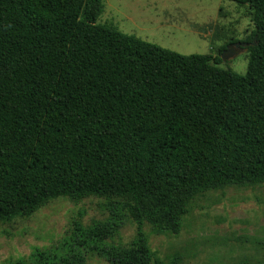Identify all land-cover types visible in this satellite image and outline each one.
Instances as JSON below:
<instances>
[{"label":"trees","instance_id":"trees-1","mask_svg":"<svg viewBox=\"0 0 264 264\" xmlns=\"http://www.w3.org/2000/svg\"><path fill=\"white\" fill-rule=\"evenodd\" d=\"M232 1L255 26L245 74L98 23L103 0H0V222L61 196L122 197L137 233L106 258L154 264L146 220L179 233L185 195L264 183V0ZM83 263L35 248L16 264Z\"/></svg>","mask_w":264,"mask_h":264},{"label":"rangeland","instance_id":"rangeland-1","mask_svg":"<svg viewBox=\"0 0 264 264\" xmlns=\"http://www.w3.org/2000/svg\"><path fill=\"white\" fill-rule=\"evenodd\" d=\"M103 4L98 23L186 55L221 56L228 44L238 41L245 47L255 28L250 7L232 0H103ZM248 59L249 52L241 48L218 66L245 74ZM183 200L188 211L179 233L144 223L154 264L264 261V183L200 190ZM126 202L107 195L61 196L28 216L0 222V264L29 260L35 248L76 252L83 264H113L104 252L131 245L137 233ZM163 202V196L154 197L146 202L145 211L158 209ZM99 225V237L85 234Z\"/></svg>","mask_w":264,"mask_h":264},{"label":"water","instance_id":"water-1","mask_svg":"<svg viewBox=\"0 0 264 264\" xmlns=\"http://www.w3.org/2000/svg\"><path fill=\"white\" fill-rule=\"evenodd\" d=\"M239 47H241V43H237L233 46H228L223 50V53L221 55L222 59L227 60L228 58L236 54L240 50Z\"/></svg>","mask_w":264,"mask_h":264},{"label":"flooded vegetation","instance_id":"flooded-vegetation-1","mask_svg":"<svg viewBox=\"0 0 264 264\" xmlns=\"http://www.w3.org/2000/svg\"><path fill=\"white\" fill-rule=\"evenodd\" d=\"M237 43H241V47H239V49L243 48V42H240V41H238V42H231L230 44L227 45V47H228V46H233V45H235V44H237ZM227 47H226V48H227ZM226 48H225V49H226Z\"/></svg>","mask_w":264,"mask_h":264}]
</instances>
